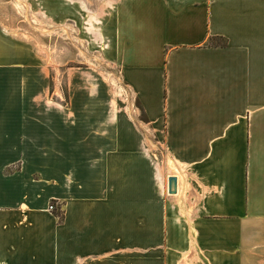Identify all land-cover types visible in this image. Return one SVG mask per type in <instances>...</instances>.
Here are the masks:
<instances>
[{
	"label": "crops",
	"instance_id": "0c3cea01",
	"mask_svg": "<svg viewBox=\"0 0 264 264\" xmlns=\"http://www.w3.org/2000/svg\"><path fill=\"white\" fill-rule=\"evenodd\" d=\"M105 27L132 98L62 66L52 97L0 18V264H264V0H106Z\"/></svg>",
	"mask_w": 264,
	"mask_h": 264
},
{
	"label": "rangeland",
	"instance_id": "374dc122",
	"mask_svg": "<svg viewBox=\"0 0 264 264\" xmlns=\"http://www.w3.org/2000/svg\"><path fill=\"white\" fill-rule=\"evenodd\" d=\"M105 1L0 0L3 23L18 37L31 41L53 67L52 97L59 96V91L62 97L68 95L64 75L59 73L58 66L92 68L98 78L108 84L113 97H133L122 82L119 70L99 45L101 42H96L105 34ZM50 205L56 207L53 202ZM52 212L57 213V208Z\"/></svg>",
	"mask_w": 264,
	"mask_h": 264
},
{
	"label": "water",
	"instance_id": "95a60500",
	"mask_svg": "<svg viewBox=\"0 0 264 264\" xmlns=\"http://www.w3.org/2000/svg\"><path fill=\"white\" fill-rule=\"evenodd\" d=\"M169 194L173 195L177 193L178 189V177L171 176L168 179Z\"/></svg>",
	"mask_w": 264,
	"mask_h": 264
},
{
	"label": "built area",
	"instance_id": "2783aa9c",
	"mask_svg": "<svg viewBox=\"0 0 264 264\" xmlns=\"http://www.w3.org/2000/svg\"><path fill=\"white\" fill-rule=\"evenodd\" d=\"M55 208H56V207H55L54 205H50V207H49V211L52 212L53 210H55Z\"/></svg>",
	"mask_w": 264,
	"mask_h": 264
},
{
	"label": "trees",
	"instance_id": "16d2710c",
	"mask_svg": "<svg viewBox=\"0 0 264 264\" xmlns=\"http://www.w3.org/2000/svg\"><path fill=\"white\" fill-rule=\"evenodd\" d=\"M60 216V215H59ZM60 218V220L62 221L63 220V218L62 217H59Z\"/></svg>",
	"mask_w": 264,
	"mask_h": 264
},
{
	"label": "bare ground",
	"instance_id": "6f19581e",
	"mask_svg": "<svg viewBox=\"0 0 264 264\" xmlns=\"http://www.w3.org/2000/svg\"><path fill=\"white\" fill-rule=\"evenodd\" d=\"M177 174V173H176Z\"/></svg>",
	"mask_w": 264,
	"mask_h": 264
}]
</instances>
